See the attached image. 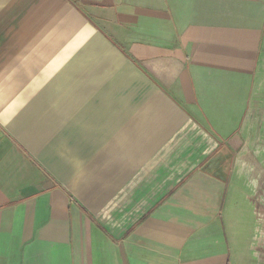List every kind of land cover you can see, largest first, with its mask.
Masks as SVG:
<instances>
[{
  "label": "crops",
  "instance_id": "obj_1",
  "mask_svg": "<svg viewBox=\"0 0 264 264\" xmlns=\"http://www.w3.org/2000/svg\"><path fill=\"white\" fill-rule=\"evenodd\" d=\"M0 264H264V0H0Z\"/></svg>",
  "mask_w": 264,
  "mask_h": 264
}]
</instances>
